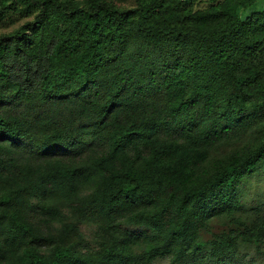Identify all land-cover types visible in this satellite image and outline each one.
I'll list each match as a JSON object with an SVG mask.
<instances>
[{
    "label": "trees",
    "instance_id": "1",
    "mask_svg": "<svg viewBox=\"0 0 264 264\" xmlns=\"http://www.w3.org/2000/svg\"><path fill=\"white\" fill-rule=\"evenodd\" d=\"M16 1L32 17L0 32V264H129L164 255L177 262L200 254L197 224L214 208L231 214L238 199L230 191L264 157L263 132L206 169L210 140L225 136L233 120L264 116V11L240 19L237 9L256 0H213L194 12L171 8L191 0H136L134 7L0 0V19ZM138 38L177 53L178 75L166 85L165 115L112 122L126 98L120 86L97 94V83ZM65 98L91 105L102 98L98 122L110 126L104 146L59 129L36 147L24 119L3 107ZM197 104L206 110L179 124ZM84 188L91 193L82 195ZM88 201L106 217L98 223V249L83 251L72 236ZM31 212L62 222L56 236L36 227ZM256 215L251 222L231 215L234 226L211 241L216 264H234L238 241L264 238V210ZM140 243L150 248L137 259Z\"/></svg>",
    "mask_w": 264,
    "mask_h": 264
},
{
    "label": "rangeland",
    "instance_id": "2",
    "mask_svg": "<svg viewBox=\"0 0 264 264\" xmlns=\"http://www.w3.org/2000/svg\"><path fill=\"white\" fill-rule=\"evenodd\" d=\"M119 7H134L136 0H108ZM220 1V0H218ZM213 0H191L186 1L171 8L177 12L186 10L194 12L207 7ZM21 1L15 2V9L8 10L0 19V32H10L17 29L20 25L31 19L32 16L26 15L20 11L23 7ZM264 11V0H256L251 7L237 9L240 19L244 20L254 12ZM145 51L143 60H140V53ZM177 53L169 48L165 43H143L139 38L133 39L125 53V59L118 64L109 67L108 72L103 75L97 83L96 93H102L103 90L121 87L123 99L126 100L117 114L116 120L112 122L127 121L123 118L132 117L136 121L139 118L154 119L165 115V101L168 97L166 85L174 74L178 75L180 61L175 60ZM184 56H188L186 52ZM88 104L87 101H73L63 99L59 101L40 102L31 100L28 103L16 102L5 103V111L24 119L27 129L34 139V144L38 147L41 142L48 143L47 136L51 132L59 129L63 131V137L72 138L74 136H91L97 138V143L105 145V137L109 132L110 126L103 128L104 122L99 123L100 100ZM204 105L197 104L190 107L187 111L178 116V123L183 124L191 121L200 113H203ZM228 133L219 140L209 142L206 153V169L215 167L230 157L236 155L241 149L253 144L257 138L264 132V116L257 118H242L233 120L229 125ZM236 195L238 203L235 209L228 214L214 208L213 213L203 218L198 224L199 240L205 243L204 249L195 256L187 255L180 261L174 262L168 255L156 256L150 261L141 260L146 251L150 248L147 243H140L133 247L137 259L129 264H216L214 257L216 246L213 241L215 235L223 231L230 230L234 225L230 223L231 215L240 216L246 222L256 218V214L264 210V157L257 163L256 169L243 180L235 185L230 191ZM91 189L84 188L82 195H88ZM52 194L51 198H55ZM86 211L85 220L77 223V234L73 235L74 240H78V248L83 251L96 250L99 247V229L98 223L105 214L99 205L92 201L85 202ZM65 210V207H63ZM30 221L45 235L56 236L61 229L62 222L52 220L47 216L31 212ZM65 221H75V218ZM134 228V227H130ZM70 237V236H69ZM78 237V239H76ZM259 244L260 250L257 245ZM246 243L238 241L232 247L234 264H264V238L258 243ZM46 247L45 242H43Z\"/></svg>",
    "mask_w": 264,
    "mask_h": 264
}]
</instances>
